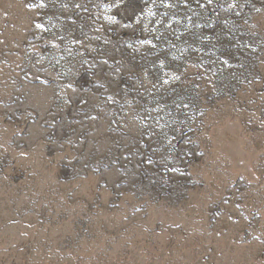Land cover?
Segmentation results:
<instances>
[{"label":"rangeland","instance_id":"1","mask_svg":"<svg viewBox=\"0 0 264 264\" xmlns=\"http://www.w3.org/2000/svg\"><path fill=\"white\" fill-rule=\"evenodd\" d=\"M198 1L0 0V264H264V0Z\"/></svg>","mask_w":264,"mask_h":264},{"label":"bare ground","instance_id":"2","mask_svg":"<svg viewBox=\"0 0 264 264\" xmlns=\"http://www.w3.org/2000/svg\"><path fill=\"white\" fill-rule=\"evenodd\" d=\"M195 4H198L199 6H202L201 0L196 2ZM174 20L177 22L182 21L187 29H191L192 31H197L201 27H207L206 24L203 22L202 18H200L197 15H181V14H176V15H170ZM155 94V93H154ZM161 94V93H160ZM157 95V93H156ZM184 95V94H183ZM186 95V94H185ZM157 100V99H156ZM161 100V99H160ZM172 100V99H171ZM178 101V100H177ZM180 102V101H179ZM178 102V103H179ZM154 107V106H153ZM171 107V105H169Z\"/></svg>","mask_w":264,"mask_h":264}]
</instances>
